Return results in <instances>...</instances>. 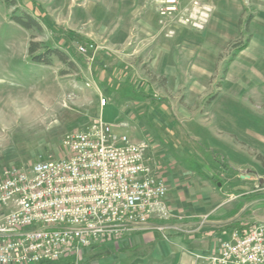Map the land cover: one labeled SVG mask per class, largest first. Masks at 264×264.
<instances>
[{
    "label": "rangeland",
    "instance_id": "374dc122",
    "mask_svg": "<svg viewBox=\"0 0 264 264\" xmlns=\"http://www.w3.org/2000/svg\"><path fill=\"white\" fill-rule=\"evenodd\" d=\"M263 4L0 0V173L56 159L62 155L65 133L98 119L117 136L149 144L160 135L146 111L161 104L178 123L184 141L193 139L188 130L197 135L195 150L216 157L219 164L229 154L225 147L214 148L216 155L205 144L218 138L213 129L220 128V137L226 129L242 136L246 172L234 175L242 179V190L228 187L227 194L242 192V218L248 227L264 224V165L258 160L264 161V106L246 104L242 98L257 92L264 98V62L253 51L264 46ZM25 14L39 21L40 31L13 22V16ZM31 41L63 51L75 67L55 57L49 66L31 62ZM247 41L250 48L233 56L236 46ZM89 44L94 49L78 54V47ZM129 85L154 100L132 98ZM125 121L127 125L118 124ZM163 133L160 139L177 141L176 133ZM171 218L168 209V216L159 220Z\"/></svg>",
    "mask_w": 264,
    "mask_h": 264
},
{
    "label": "built area",
    "instance_id": "2783aa9c",
    "mask_svg": "<svg viewBox=\"0 0 264 264\" xmlns=\"http://www.w3.org/2000/svg\"><path fill=\"white\" fill-rule=\"evenodd\" d=\"M93 44L80 46L85 55ZM105 104V101L102 103ZM62 155L0 178V264L78 259L93 244L117 240L168 216L165 182L151 174L142 148L100 119L65 133ZM211 264H264V224L234 230Z\"/></svg>",
    "mask_w": 264,
    "mask_h": 264
},
{
    "label": "crops",
    "instance_id": "0c3cea01",
    "mask_svg": "<svg viewBox=\"0 0 264 264\" xmlns=\"http://www.w3.org/2000/svg\"><path fill=\"white\" fill-rule=\"evenodd\" d=\"M250 46L247 44L246 48ZM253 51L255 59L264 62V46ZM255 72L258 73L257 70ZM130 87L132 85H129V90ZM242 98L246 104L264 106L260 92ZM146 113L149 122L153 119L152 124L158 127L155 133H159V139L153 136L149 144L145 140H130L141 146L143 162L151 174L165 182L166 202L172 218L168 221L152 219L143 230L126 234L117 240L93 244L83 249L78 259L64 257L56 262L40 264H211L210 259L202 257L215 255L220 243L228 240L234 230L241 232L248 229V223L242 218L243 210L246 209L242 192L239 191L233 197L227 194L228 187L242 190V179L238 175L237 178L234 176L246 168L241 151L247 144L242 141V136L238 138L232 129H226L223 137H220L222 133L218 132L219 127L211 130L218 138L205 143L210 145L209 149L212 152L214 148L217 151L225 147L228 149V158L222 156L219 164L216 157L195 150L198 147L194 142L200 139L197 135L188 130L193 139L184 141L178 123L163 105L153 106ZM163 132L176 133L177 141L160 139ZM178 132L181 137H178ZM217 178L222 183L217 182ZM5 212L6 209L0 206V215Z\"/></svg>",
    "mask_w": 264,
    "mask_h": 264
},
{
    "label": "trees",
    "instance_id": "16d2710c",
    "mask_svg": "<svg viewBox=\"0 0 264 264\" xmlns=\"http://www.w3.org/2000/svg\"><path fill=\"white\" fill-rule=\"evenodd\" d=\"M251 17H249L246 21V28H248L249 22ZM13 22L20 26L23 29L30 30V29H36L38 31L41 30V25L39 21L32 15L25 14L22 17L19 16H13L12 17ZM248 40V39H247ZM248 41L244 44L236 46V52L233 53V56L236 55L237 52L245 49L247 47ZM40 50H42L40 52ZM28 56L30 57L31 62L35 64H41L49 66L51 65V58L55 57L63 64H66L69 68H74L75 64L73 61L70 60V57L64 53L63 51L57 49V48H51V47H42L40 43L31 41L29 43L28 47ZM232 59H230L231 61ZM130 93L133 97L140 98V99H151L154 100L153 97L149 94H146L141 91H136L134 88L130 87ZM259 162H261L262 165H264V161L261 158H258ZM249 228V227H248ZM242 230V229H241ZM243 231V230H242Z\"/></svg>",
    "mask_w": 264,
    "mask_h": 264
},
{
    "label": "water",
    "instance_id": "95a60500",
    "mask_svg": "<svg viewBox=\"0 0 264 264\" xmlns=\"http://www.w3.org/2000/svg\"><path fill=\"white\" fill-rule=\"evenodd\" d=\"M244 172H246V171H244Z\"/></svg>",
    "mask_w": 264,
    "mask_h": 264
},
{
    "label": "bare ground",
    "instance_id": "6f19581e",
    "mask_svg": "<svg viewBox=\"0 0 264 264\" xmlns=\"http://www.w3.org/2000/svg\"><path fill=\"white\" fill-rule=\"evenodd\" d=\"M172 2V1H171Z\"/></svg>",
    "mask_w": 264,
    "mask_h": 264
}]
</instances>
